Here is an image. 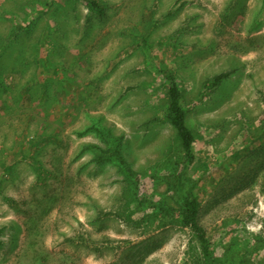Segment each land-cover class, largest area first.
Here are the masks:
<instances>
[{"label": "rangeland", "instance_id": "rangeland-1", "mask_svg": "<svg viewBox=\"0 0 264 264\" xmlns=\"http://www.w3.org/2000/svg\"><path fill=\"white\" fill-rule=\"evenodd\" d=\"M98 2L0 0V264H206L184 170L215 264H264V0Z\"/></svg>", "mask_w": 264, "mask_h": 264}, {"label": "trees", "instance_id": "trees-1", "mask_svg": "<svg viewBox=\"0 0 264 264\" xmlns=\"http://www.w3.org/2000/svg\"><path fill=\"white\" fill-rule=\"evenodd\" d=\"M84 1L89 9L92 12H95L99 17L106 16L105 8L98 2V0H82ZM230 73H222L215 76L212 80V86H219L226 78H228ZM168 99H167V115L175 128L177 136L180 140V145L183 153L189 159L193 158V149L195 145V134L193 129L187 123V114L186 110L182 104L183 93L181 87L175 77H171L170 87L168 89ZM103 154H106L104 151ZM107 159V162H119L120 166H124L122 161L120 146H116L113 154L111 156H102L101 160ZM186 171H182L179 175L180 179V191L179 196L182 200V206L179 210L180 218L183 226L190 228L198 238L201 243L203 258L205 259L206 264H215V260L212 255V244L210 237L207 234V231L200 224L199 215H200V203L199 200L193 195L192 190L185 191L186 186L184 180V174ZM129 175V174H128ZM131 176V175H129ZM189 193V194H188ZM160 211L165 210L169 211V208H166L164 204H160ZM3 232V229L0 230V233Z\"/></svg>", "mask_w": 264, "mask_h": 264}]
</instances>
